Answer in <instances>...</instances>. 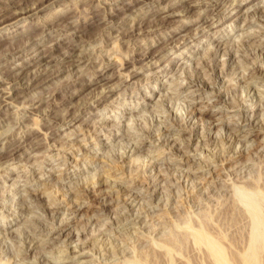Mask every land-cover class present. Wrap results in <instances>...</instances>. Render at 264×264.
Wrapping results in <instances>:
<instances>
[{
	"label": "rangeland",
	"instance_id": "obj_1",
	"mask_svg": "<svg viewBox=\"0 0 264 264\" xmlns=\"http://www.w3.org/2000/svg\"><path fill=\"white\" fill-rule=\"evenodd\" d=\"M0 14V264H114L156 237L178 259L141 261L213 264L174 226L195 217L240 259L248 221L223 199L232 180L264 183V0H0Z\"/></svg>",
	"mask_w": 264,
	"mask_h": 264
},
{
	"label": "bare ground",
	"instance_id": "obj_2",
	"mask_svg": "<svg viewBox=\"0 0 264 264\" xmlns=\"http://www.w3.org/2000/svg\"><path fill=\"white\" fill-rule=\"evenodd\" d=\"M35 8L34 6H30V5H25V6H21L19 7V10H17L16 15L18 14H24L27 13L29 11H31V9ZM33 11V10H32ZM260 11V10H259ZM263 12V10L261 11ZM1 15V14H0ZM148 31V30H147ZM124 33V32H123ZM97 45V44H96ZM218 45V44H217ZM221 45V44H220ZM226 46V45H225ZM213 47V46H212ZM228 49V47H227ZM34 52L36 51L33 50ZM218 51V47L216 46V49H214V51L211 52V56L212 58H215V55ZM225 51V50H224ZM228 51V50H227ZM39 52V51H38ZM148 53L146 55L149 54V52L151 51H147ZM209 52V51H208ZM219 52V51H218ZM226 52V51H225ZM224 52V53H225ZM36 53V52H35ZM39 54V53H38ZM218 54V53H217ZM227 55H229V58L227 59V62H230V60H234V55L232 54L231 51H228L226 53ZM123 56V55H122ZM208 56V57H209ZM210 57V58H211ZM211 58V60H213ZM202 59V58H201ZM204 59V58H203ZM209 59V58H207ZM206 59V60H207ZM204 60V61H206ZM201 61V60H200ZM203 61L200 62V64ZM226 62V61H225ZM232 62V61H231ZM206 62H203L200 66L203 67L205 69V64ZM218 63V62H217ZM205 64V65H204ZM226 64V63H225ZM210 65V64H209ZM208 66V65H207ZM206 66V67H207ZM197 67V66H196ZM105 68V67H104ZM144 68V67H143ZM202 69V68H201ZM203 69V70H204ZM224 69V68H223ZM36 70V69H35ZM207 70V69H206ZM200 71V67L199 69L196 71V73H199ZM21 72V71H20ZM23 72V71H22ZM127 72V71H126ZM125 72V73H126ZM222 72V71H221ZM262 72V71H260ZM264 72V71H263ZM18 73V72H17ZM126 76H129L130 73L125 74ZM193 78V77H192ZM217 78V77H216ZM215 78V79H216ZM193 80V79H192ZM198 80V79H197ZM219 80V79H218ZM98 95V101L101 99H104L106 97L105 94H101ZM227 105V104H226ZM71 115V119L72 120L74 118L73 113L65 116H70ZM99 124V123H98ZM201 134V133H200ZM218 137V136H217ZM170 139L165 137V141L166 143H171L173 142L172 140L169 141ZM164 141V143H165ZM225 141V140H224ZM228 142V141H227ZM175 143V142H174ZM225 143V142H224ZM121 146V145H120ZM162 147L164 146L163 144L161 145ZM165 148H167V145L164 146ZM134 148V147H133ZM136 148V147H135ZM134 148V149H135ZM164 148V149H165ZM169 148V147H168ZM163 149V148H162ZM224 150V149H223ZM226 150V149H225ZM224 152V151H222ZM125 153V151L123 153H120V157ZM221 155V154H220ZM117 156V155H116ZM118 159V158H117ZM223 160V159H222ZM13 162V161H12ZM114 162V161H113ZM239 163V162H238ZM147 164V163H146ZM152 164V163H151ZM153 166V164H152ZM144 168V167H143ZM244 169V168H243ZM210 173V172H209ZM250 173V172H248ZM230 175V172L229 174ZM230 177V176H229ZM243 177V176H242ZM145 178V177H144ZM213 178V177H212ZM231 178V177H230ZM232 179V178H231ZM239 180H232L229 184V186L231 187L230 191H231V195L230 197H225L223 200H228L227 204H232L234 207H238L239 209H241L239 212L242 211V215L241 220L246 219L247 222V228L243 231L245 234L244 238L238 241V246L236 248H239L236 252L238 253L237 255L240 256V259L236 258L233 259L229 253H227L228 251H226L225 247L223 244V236L221 237V234L219 233L220 231L217 229L216 225L213 224V222L211 221H207L204 217V219L202 218H194L192 217V219L194 218V220H192L190 222L185 220L183 223H175L174 226L176 228H180L183 229V233L184 236L183 238L188 239L187 241H189L190 246L192 245L193 248L198 250H201L202 248H204V253L207 254V256H209L212 260L213 264H264V183L263 185H259V181L258 180H252V179H244V180H240V178H238ZM261 179V178H260ZM229 180V179H228ZM89 181V180H87ZM120 181V180H119ZM264 181V180H263ZM92 184L93 183H98L99 182V178L90 181ZM89 182V183H90ZM239 182V183H237ZM193 183V182H192ZM202 183V182H201ZM262 183V182H261ZM116 186V185H115ZM77 189V188H76ZM30 192V191H29ZM82 195V194H81ZM38 196V197H37ZM201 196V195H200ZM32 197L39 201L42 202V200L39 197V194H33ZM49 197V196H48ZM78 198V197H77ZM50 202V201H49ZM74 202V201H73ZM117 202V201H116ZM127 202V201H126ZM223 203V202H222ZM125 204V203H124ZM131 204V203H130ZM226 204V205H227ZM51 205V204H50ZM225 205V206H226ZM43 206V203H42ZM177 206V205H176ZM200 206V205H199ZM45 207V206H44ZM224 207V206H223ZM223 209V208H222ZM225 209V207H224ZM229 209V208H228ZM235 209V208H234ZM237 209V208H236ZM235 209V210H236ZM214 210V209H213ZM234 210V211H235ZM51 211V210H50ZM233 213V212H230ZM197 214V213H196ZM238 214V211H237ZM241 214V213H240ZM199 216V215H198ZM225 216V215H224ZM235 216V215H234ZM52 217V216H51ZM183 218V217H182ZM233 219H238L236 216ZM153 220V219H152ZM218 220V219H217ZM113 221V220H112ZM228 221V220H227ZM239 221V220H237ZM236 221V222H237ZM243 225V224H242ZM221 227V226H220ZM219 227V228H220ZM216 228V229H215ZM221 230V229H220ZM242 230V229H241ZM45 231V230H44ZM219 231V232H218ZM222 231V230H221ZM31 232V230H30ZM216 233V234H215ZM220 234V236H219ZM227 234V233H226ZM171 235V234H169ZM179 235V234H178ZM228 235V234H227ZM234 235V234H233ZM181 237V236H180ZM220 237L222 240H220ZM228 237V236H227ZM154 238V237H153ZM164 238V237H163ZM230 238V237H229ZM234 238V237H233ZM150 239V238H149ZM183 239V241H184ZM239 239V238H238ZM226 240V239H225ZM234 240V239H233ZM173 241L174 238H168L166 237V239H160V238H154L150 244L151 248H148L147 250H141L140 251H136L135 254V250L132 251V255L131 256H127V254H122L121 257H119V261L114 263V264H148L146 263V259L141 261L142 259H140L139 257H136L137 254H140L143 252L146 255H153L158 257V260H160V256L162 257V255L164 256H171L175 258V256H173V251L174 249L173 247ZM186 241V242H187ZM222 241V242H221ZM231 241V240H230ZM229 241V242H230ZM122 242V241H121ZM175 242V241H174ZM225 242V241H224ZM223 243V244H222ZM237 243V242H236ZM23 244V243H22ZM173 244V245H172ZM176 244V243H175ZM240 244H242L243 246H241ZM232 245V244H231ZM234 245V244H233ZM232 245V246H233ZM134 246V245H133ZM176 246V245H175ZM189 246V247H190ZM67 247V246H66ZM64 247V248H66ZM144 247V246H143ZM202 247V248H201ZM229 247V246H227ZM235 247V245H234ZM242 247V248H241ZM201 248V249H200ZM139 249V248H138ZM176 250V249H175ZM143 251V252H142ZM177 251V250H176ZM174 251V255H176V258L178 259V254L177 252ZM140 252V253H139ZM151 253V254H150ZM156 255H155V254ZM114 256V253L112 254ZM144 256L145 255H141ZM181 256V253L179 254V257ZM21 257V256H20ZM147 257V256H146ZM149 257V256H148ZM152 257V256H151ZM183 256H181L180 258H182ZM235 257V256H234ZM122 258V259H121ZM156 258V257H154ZM153 258V259H154ZM151 259V258H150ZM170 259V258H169ZM155 262H159L157 261V258L155 259ZM172 260V259H170ZM154 262V261H153ZM6 264V263H3ZM211 264V263H210Z\"/></svg>",
	"mask_w": 264,
	"mask_h": 264
}]
</instances>
